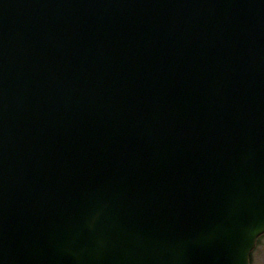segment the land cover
Segmentation results:
<instances>
[{
  "label": "water",
  "instance_id": "1",
  "mask_svg": "<svg viewBox=\"0 0 264 264\" xmlns=\"http://www.w3.org/2000/svg\"><path fill=\"white\" fill-rule=\"evenodd\" d=\"M264 233V0H0V264H250Z\"/></svg>",
  "mask_w": 264,
  "mask_h": 264
},
{
  "label": "flooded vegetation",
  "instance_id": "2",
  "mask_svg": "<svg viewBox=\"0 0 264 264\" xmlns=\"http://www.w3.org/2000/svg\"><path fill=\"white\" fill-rule=\"evenodd\" d=\"M250 264H264V233L256 239L250 255Z\"/></svg>",
  "mask_w": 264,
  "mask_h": 264
}]
</instances>
